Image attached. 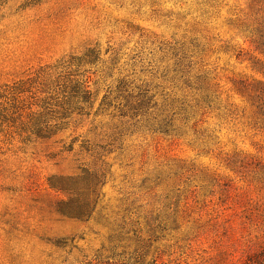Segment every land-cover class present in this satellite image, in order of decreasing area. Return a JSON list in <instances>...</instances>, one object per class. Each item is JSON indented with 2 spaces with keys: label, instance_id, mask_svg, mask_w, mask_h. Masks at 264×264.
Here are the masks:
<instances>
[{
  "label": "rangeland",
  "instance_id": "obj_1",
  "mask_svg": "<svg viewBox=\"0 0 264 264\" xmlns=\"http://www.w3.org/2000/svg\"><path fill=\"white\" fill-rule=\"evenodd\" d=\"M0 264H264V0H0Z\"/></svg>",
  "mask_w": 264,
  "mask_h": 264
}]
</instances>
